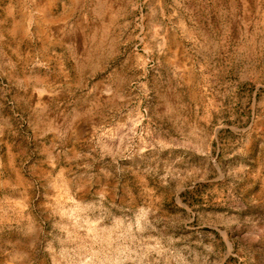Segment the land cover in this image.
Returning a JSON list of instances; mask_svg holds the SVG:
<instances>
[{"label": "rangeland", "instance_id": "1", "mask_svg": "<svg viewBox=\"0 0 264 264\" xmlns=\"http://www.w3.org/2000/svg\"><path fill=\"white\" fill-rule=\"evenodd\" d=\"M101 1L0 0V264H264V0Z\"/></svg>", "mask_w": 264, "mask_h": 264}, {"label": "bare ground", "instance_id": "2", "mask_svg": "<svg viewBox=\"0 0 264 264\" xmlns=\"http://www.w3.org/2000/svg\"><path fill=\"white\" fill-rule=\"evenodd\" d=\"M104 1V0H103ZM78 3V2H77ZM79 3H80V1H79ZM102 3H104V2H102L101 0H95V4L93 5L94 7L92 8V14H94V16H95V18H97V21L99 22L100 21V18H101V15H102ZM110 4V3H109ZM110 7V6H109ZM104 8V7H103ZM111 9V8H110ZM44 12V11H43ZM104 12V11H103ZM114 13V12H113ZM91 14V13H90ZM30 22H31V20H30ZM109 25V24H108ZM104 26V25H103ZM82 27V26H81ZM100 27V26H99ZM105 27V26H104ZM104 27H102V28H104ZM101 28V27H100ZM99 28V29H100ZM84 29V28H83ZM76 30V29H75ZM80 31V30H79ZM81 31H82V29H81ZM95 33L96 32H98V28H97V26L95 27ZM102 31H103V29H102ZM102 31H100L99 30V32H102ZM107 31V30H106ZM82 33V32H81ZM103 34H104V32H103ZM101 37V36H100ZM93 38V37H92Z\"/></svg>", "mask_w": 264, "mask_h": 264}]
</instances>
